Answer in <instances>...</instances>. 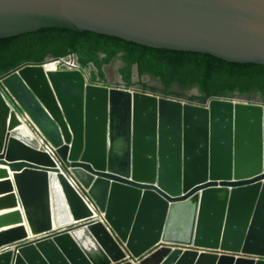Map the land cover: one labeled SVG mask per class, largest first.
Listing matches in <instances>:
<instances>
[{
  "label": "water",
  "instance_id": "1",
  "mask_svg": "<svg viewBox=\"0 0 264 264\" xmlns=\"http://www.w3.org/2000/svg\"><path fill=\"white\" fill-rule=\"evenodd\" d=\"M44 27L264 64V0H0V37ZM50 58L0 76V264H264L260 95L195 101Z\"/></svg>",
  "mask_w": 264,
  "mask_h": 264
},
{
  "label": "trees",
  "instance_id": "2",
  "mask_svg": "<svg viewBox=\"0 0 264 264\" xmlns=\"http://www.w3.org/2000/svg\"><path fill=\"white\" fill-rule=\"evenodd\" d=\"M71 53L103 55L108 60L119 57L130 67L137 64L140 77L158 78L166 90L173 85L197 88L200 95L190 97L202 102L209 96L232 97L236 92L249 99L260 95L264 101V64L227 61L207 52L151 47L66 27H44L0 37V76L27 61L41 62L50 55L65 57Z\"/></svg>",
  "mask_w": 264,
  "mask_h": 264
},
{
  "label": "rangeland",
  "instance_id": "3",
  "mask_svg": "<svg viewBox=\"0 0 264 264\" xmlns=\"http://www.w3.org/2000/svg\"><path fill=\"white\" fill-rule=\"evenodd\" d=\"M71 56H74L76 58L75 60L77 61V63L79 64L81 69L88 67L89 64H94V66L97 68V71L91 72L90 77H89L90 80L100 81V82L103 81L104 83H108V82L109 83H117L118 82V81H114V82L109 81L106 74L102 70V67L104 65L112 64L114 62L115 58L108 60L107 58L103 59L102 58L103 55H102V57L101 56L99 57L96 54L86 55L84 53H81V54H77V53L75 54L74 53V54L69 55L68 57L70 58ZM116 63H121V62H116ZM118 73H120V75L122 77V82L124 84H126V83L130 84V83H132V81L137 79L136 71H135L133 66L130 67V66L125 65V64L121 65L118 68ZM172 94H174V93H172ZM180 97H183V96H180ZM189 98L191 99V97H189ZM191 100L199 101L197 99H191ZM18 121L21 123L22 126H25L26 122L20 115L18 116Z\"/></svg>",
  "mask_w": 264,
  "mask_h": 264
},
{
  "label": "bare ground",
  "instance_id": "4",
  "mask_svg": "<svg viewBox=\"0 0 264 264\" xmlns=\"http://www.w3.org/2000/svg\"><path fill=\"white\" fill-rule=\"evenodd\" d=\"M78 63L76 60L72 59L71 57L66 58H57L53 59L50 58L45 62V69L47 71H57L60 69L63 70H78ZM121 66V63H112L104 68V72L106 73L107 78L109 81L114 82L115 77L119 74V80L121 79L120 73H118V68ZM83 71L85 72V76L88 78L92 71H97V68L94 64H89L88 67L84 68ZM72 185H75L73 181H71ZM96 193V192H95ZM103 220L105 219V214H100Z\"/></svg>",
  "mask_w": 264,
  "mask_h": 264
},
{
  "label": "flooded vegetation",
  "instance_id": "5",
  "mask_svg": "<svg viewBox=\"0 0 264 264\" xmlns=\"http://www.w3.org/2000/svg\"><path fill=\"white\" fill-rule=\"evenodd\" d=\"M137 79H135L134 81H132V83H127L128 85H135V86H140L143 89L147 90L149 89L150 91H156V92H169L168 94H176V93H183L186 95H200L199 94V90L197 88H193V87H187V88H181L179 85H173L170 89H165L164 85L160 82V80L156 77H150L147 76V78L145 77V75H142L141 77L139 76V74L137 73ZM121 79L119 80V74L117 77H115L114 81H121Z\"/></svg>",
  "mask_w": 264,
  "mask_h": 264
},
{
  "label": "built area",
  "instance_id": "6",
  "mask_svg": "<svg viewBox=\"0 0 264 264\" xmlns=\"http://www.w3.org/2000/svg\"><path fill=\"white\" fill-rule=\"evenodd\" d=\"M71 55V54H70ZM69 56V55H68ZM68 56H65V57H63V58H66V57H68ZM63 58H61V59H63ZM78 69H80V70H82L83 71V69H81L80 68V66L78 65ZM103 81H101V82H99L98 81V83H102ZM104 83V82H103ZM122 85L124 86V87H127V85L126 84H124V83H122ZM128 87H135L134 85H129ZM147 90H149V89H147ZM152 92H156V91H152ZM159 93V92H158ZM160 93H162V92H160ZM185 96H187L188 98L190 97V95H186V94H184Z\"/></svg>",
  "mask_w": 264,
  "mask_h": 264
},
{
  "label": "crops",
  "instance_id": "7",
  "mask_svg": "<svg viewBox=\"0 0 264 264\" xmlns=\"http://www.w3.org/2000/svg\"><path fill=\"white\" fill-rule=\"evenodd\" d=\"M123 83V82H122ZM127 87L129 86L127 83H126ZM168 94V93H167ZM178 95V94H177ZM178 96H185L184 94H181V95H178Z\"/></svg>",
  "mask_w": 264,
  "mask_h": 264
}]
</instances>
